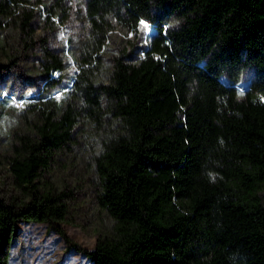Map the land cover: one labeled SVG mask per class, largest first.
I'll return each instance as SVG.
<instances>
[{
	"label": "trees",
	"instance_id": "obj_1",
	"mask_svg": "<svg viewBox=\"0 0 264 264\" xmlns=\"http://www.w3.org/2000/svg\"><path fill=\"white\" fill-rule=\"evenodd\" d=\"M23 2L0 0V21L15 20L20 34L32 15ZM84 15L87 37L65 97L36 105L37 119L11 143L0 264L21 219L47 220L92 264H264V0H85ZM114 21L153 30L135 56L113 55L105 66ZM63 66L43 49L46 75ZM85 148L98 201L115 222L92 248L59 224L72 193L36 179Z\"/></svg>",
	"mask_w": 264,
	"mask_h": 264
},
{
	"label": "rangeland",
	"instance_id": "obj_2",
	"mask_svg": "<svg viewBox=\"0 0 264 264\" xmlns=\"http://www.w3.org/2000/svg\"><path fill=\"white\" fill-rule=\"evenodd\" d=\"M23 4L32 15L22 34L11 24L15 20L0 21V186L6 194L13 189V176L8 169L11 143L37 119L36 105L42 108L51 99L60 101L65 97L78 69V47L87 37L85 0H24ZM152 30L146 21H141L137 30L114 21L104 41L105 66L113 55L135 56ZM45 47L61 55L64 63L62 69L51 70L47 75L41 68ZM251 75L252 67H246L236 80L239 95ZM49 77L60 79L50 84ZM85 140L82 145L86 147L90 140L86 136ZM36 179L40 186L53 183L72 193L66 198L67 212L59 224L73 241L92 248L99 231L113 229L114 219L97 198L99 187L87 148L81 155L62 154ZM8 264L92 262L81 251L69 247L47 220L21 219L16 222L8 247Z\"/></svg>",
	"mask_w": 264,
	"mask_h": 264
}]
</instances>
